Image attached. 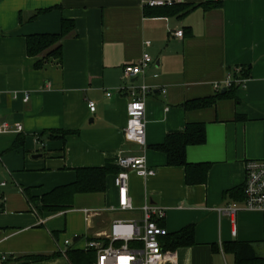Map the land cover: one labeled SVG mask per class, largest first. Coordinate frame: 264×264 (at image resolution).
Listing matches in <instances>:
<instances>
[{
  "label": "crops",
  "instance_id": "1",
  "mask_svg": "<svg viewBox=\"0 0 264 264\" xmlns=\"http://www.w3.org/2000/svg\"><path fill=\"white\" fill-rule=\"evenodd\" d=\"M148 1L220 5L178 18L145 15ZM62 20L73 21L75 28L60 42L61 61L48 59L36 68L44 54L29 57L26 37L58 34ZM178 31L182 37L175 36ZM145 57L151 62L143 75L126 78L124 67ZM228 75L244 81L209 107H186L227 91L214 85ZM131 84L152 89L145 99L144 148L124 136L129 96L120 88ZM88 102L95 104L93 113ZM0 122L22 128L4 134L8 142L0 148L9 163L0 169V183H6L4 175L13 181L12 187L0 186V253L14 257L9 264L15 257H50L56 247L68 249L56 244L26 250L24 244L35 237H23L24 232L51 225L56 240L66 225L60 228L55 221L78 212L83 223L69 230L73 239L104 238L114 220H138L146 203L164 209L160 225L168 234L193 227L194 244L173 251L176 264H216L232 242L254 248L264 242V214L242 211L232 222L213 209L242 205L245 163L264 160V0H0ZM196 123L204 124L205 141L188 145L185 159L207 166L206 175L197 168L188 182L185 169L168 166L166 153L156 147ZM55 131L73 134L63 143L49 138ZM18 136L23 145L12 149ZM31 151L42 156L25 155ZM120 156H144L154 171L145 178L128 171L136 212L106 211L116 205L113 177L121 171ZM108 163L118 172L107 177L105 192L76 195L70 210L38 215L23 192L28 188L41 196L74 182L77 168Z\"/></svg>",
  "mask_w": 264,
  "mask_h": 264
},
{
  "label": "built area",
  "instance_id": "2",
  "mask_svg": "<svg viewBox=\"0 0 264 264\" xmlns=\"http://www.w3.org/2000/svg\"><path fill=\"white\" fill-rule=\"evenodd\" d=\"M170 2L148 1L145 6L161 7L171 5ZM183 33L178 31L176 37H182ZM151 59L145 57L134 64L124 67V75L128 79H135L144 73L145 67ZM234 74L240 75V69H235ZM244 80L228 75L222 84L214 85L216 90L220 88L229 89L233 85L241 84ZM127 92L129 102L127 104V123L124 129V136L128 142L136 144L140 148L146 146L145 141V99L152 91L146 86H134L120 88ZM107 97L110 93L106 94ZM28 95L23 101H28ZM88 109L91 113L95 111V104L88 102ZM15 131L20 133L22 128L17 126L14 130L6 122H0V135ZM116 165L121 171L113 177V185L116 189V205L109 207L106 211H117L121 213L136 212L132 199L129 195L128 171L136 176L145 178L154 175V171L147 167L144 156H120ZM5 182L0 186L4 187ZM242 205L229 204L213 209L218 216L230 218L233 222L239 212H255L264 214V160L248 161L245 163V182L242 188ZM141 217L136 219H116L110 226L104 238L86 239L80 248L83 251H93L95 261L93 264H176L173 251L164 250L160 239L168 233L160 223L165 218L163 208L146 203L140 209ZM84 214L90 212L99 213L101 210H83ZM71 240H65L63 246L69 248ZM66 250H58L65 257ZM12 255L0 253V264H9L13 260Z\"/></svg>",
  "mask_w": 264,
  "mask_h": 264
},
{
  "label": "trees",
  "instance_id": "3",
  "mask_svg": "<svg viewBox=\"0 0 264 264\" xmlns=\"http://www.w3.org/2000/svg\"><path fill=\"white\" fill-rule=\"evenodd\" d=\"M219 2H205L200 4H171L161 7H144V14H164L166 16L183 17L188 11L195 8H203L204 10L219 7ZM154 11V13L152 12ZM44 11H41L43 13ZM75 28L73 21L62 20L61 30L58 34L53 35H32L26 37V52L29 57H37L42 54V59L37 62L36 68L40 69L43 63L48 59L61 61L62 48L61 40L72 32ZM242 73V72H241ZM245 72L242 76H245ZM235 88V85L227 89L223 94L218 93L213 98L202 99L188 103L189 109L205 108L213 105L219 98L228 96ZM50 139H58L64 143V138L73 133L55 131L49 132ZM205 141V126L201 123L188 124L182 133L168 135L165 142L156 148L166 153L167 165L183 167L186 172L188 182L190 176L193 175L195 169L199 168L202 175H206V167L204 165H191L186 162L185 148L188 145H199ZM38 142L40 140L38 139ZM23 145V139L17 137L12 149L20 148ZM118 168L108 163L102 168H77L75 169V181L60 187H56L41 196L31 195L30 189L23 190L27 201L32 205L38 215L55 214L70 210L73 206V200L76 195L104 193L106 190V180L111 174H117ZM115 176V175H114ZM243 190L241 189V200L243 199ZM161 226V225H160ZM193 227L188 226L174 234H167L160 239L164 250L174 251L176 248L190 246L194 244ZM224 252L230 254L234 258V264H264V259L257 257L252 247L247 243L232 242L224 246ZM60 253H56L50 257L32 256L29 257L31 262H42L52 258L60 257ZM65 258L69 264H93L95 261V253L93 251H83L81 249L68 248L65 251Z\"/></svg>",
  "mask_w": 264,
  "mask_h": 264
},
{
  "label": "rangeland",
  "instance_id": "4",
  "mask_svg": "<svg viewBox=\"0 0 264 264\" xmlns=\"http://www.w3.org/2000/svg\"><path fill=\"white\" fill-rule=\"evenodd\" d=\"M8 137L9 136H5L4 134L0 135V148L1 149L6 146V140L5 139H7V142H8ZM31 152L25 153V155L30 157L31 155L36 154L33 151H31ZM11 153H14V152H11ZM6 166H9V163L7 162L6 156H4L0 150V169L5 171ZM4 179H5L6 183L8 184V187L13 186V181H12L10 175H4ZM64 222L66 225V230L63 228V226L65 227ZM56 223L59 224L60 228H63L61 230V232L58 234L59 236H57L58 238L56 240L53 239L51 234H50V230L53 227H51V225H48V226L41 227V228L36 229V230L24 232L22 234L23 237H29L30 239L33 236L35 237V239H31V241H33L34 244L37 246L32 244L30 241V243L24 244L23 248H25L26 250H28V249H45L47 247L52 248L53 245H54V247H56V244L62 245L64 240H66V239H69L72 241L73 236L70 235L68 232L71 228L80 226L83 223V217L78 212H71V213H67L66 216L59 217L58 220L55 221V224ZM36 243H38V244H36ZM83 245H84V241L82 239H80V241H77L76 243L72 242V245L69 248H72L74 246H80L81 247ZM60 249L62 250L61 247H60ZM253 249H255L254 250L255 253L258 255L257 257L264 259V242L257 244L256 246H254ZM55 251H58L57 247H56ZM15 259H18V260L15 261L13 264H29L31 261L29 257H15ZM52 259L57 260L55 262V264H66L65 261L60 260L59 257L58 258H52ZM61 259H63V258H61ZM216 264H234V258H233V256L228 255V254H224L223 256L220 255L218 257V259L216 260Z\"/></svg>",
  "mask_w": 264,
  "mask_h": 264
},
{
  "label": "water",
  "instance_id": "5",
  "mask_svg": "<svg viewBox=\"0 0 264 264\" xmlns=\"http://www.w3.org/2000/svg\"><path fill=\"white\" fill-rule=\"evenodd\" d=\"M132 81H135V79H133ZM42 155H33V158H40ZM78 240V237H75L74 239H73V241L74 242H76Z\"/></svg>",
  "mask_w": 264,
  "mask_h": 264
}]
</instances>
